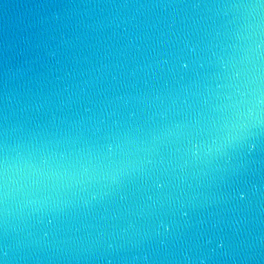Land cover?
I'll use <instances>...</instances> for the list:
<instances>
[{
  "label": "water",
  "instance_id": "95a60500",
  "mask_svg": "<svg viewBox=\"0 0 264 264\" xmlns=\"http://www.w3.org/2000/svg\"><path fill=\"white\" fill-rule=\"evenodd\" d=\"M0 264H264V0H0Z\"/></svg>",
  "mask_w": 264,
  "mask_h": 264
}]
</instances>
